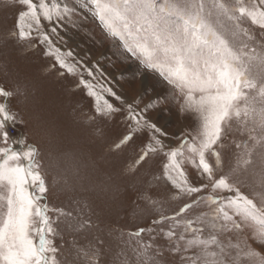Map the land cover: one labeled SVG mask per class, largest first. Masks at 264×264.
I'll return each mask as SVG.
<instances>
[{
    "label": "snow or ice",
    "instance_id": "1",
    "mask_svg": "<svg viewBox=\"0 0 264 264\" xmlns=\"http://www.w3.org/2000/svg\"><path fill=\"white\" fill-rule=\"evenodd\" d=\"M5 3L16 9L6 38L45 45L46 55L54 57L61 69L79 75V85L94 98L97 114H125L128 131L115 144L117 149L131 143L137 134L150 131L148 143L127 172L134 174L137 166L163 153L167 162L155 179L177 195L195 199L173 215H159L152 228L129 234L141 237L147 231V242H125L110 254L105 239L92 235L93 212L86 197L74 201L79 209L75 215L49 208V187L38 160L39 150L12 135L23 122L13 101L19 103L23 98L26 102L29 87L19 81L14 88L0 86V264H264V253L254 249L247 236L250 232L264 245V44L260 51L246 50L249 44L241 40V34L254 40L243 27L245 19L264 36V0H237L236 4L231 0H84L79 6L76 0ZM88 16L175 90L182 100V113L197 114L199 127L191 139L181 134L177 147L165 145L161 137L167 138V133L147 118L153 104L141 109L138 102H128L109 83L96 79L98 66H89L71 49L63 48L66 41L61 32L69 27L78 30ZM100 76L107 81L103 72ZM253 90L255 95L250 94ZM233 121L243 124L251 141L244 143L248 158L243 165L259 164V191L252 198L241 191L243 181L235 169L218 176L223 167L222 141ZM16 144H23V150H17ZM254 155L257 161L252 159ZM210 156L214 163L209 162ZM188 164L207 182L193 186L185 168ZM55 166L69 190L108 193L114 188L107 182L111 178H102L83 152L60 150ZM209 188L227 194L200 195ZM142 195L155 204L149 194ZM200 204L209 211L192 219L185 217ZM62 222L84 234L86 242H74L67 256L58 260L60 249L52 237L61 231Z\"/></svg>",
    "mask_w": 264,
    "mask_h": 264
},
{
    "label": "rangeland",
    "instance_id": "2",
    "mask_svg": "<svg viewBox=\"0 0 264 264\" xmlns=\"http://www.w3.org/2000/svg\"><path fill=\"white\" fill-rule=\"evenodd\" d=\"M83 2L84 0H76L77 6ZM231 2L236 4L237 0ZM15 11V7L0 0V86L14 88L19 81L29 87L26 102L23 98H20L19 103L13 101V107L19 108L23 122L16 125L17 132L12 135L39 150L38 160L44 166L49 187L46 197L49 208H62L73 211L75 215L79 209L74 201L86 197L93 212L92 235H100L105 239L110 245V254L118 251L117 246L125 242H147L150 239L147 231L141 237L129 234L139 228H152V221L159 215H173L185 203H191L195 196L177 195L176 190L155 179L160 176L162 166L167 162L163 153L153 155L148 163L137 166L134 174L127 172L134 164L137 154L148 143L150 131L137 134L131 143L117 149L115 144L128 131L125 114L121 112L112 117L97 114L94 98L88 96L87 90L79 85V75L69 74L61 69L54 57L46 55L45 45L6 38L4 33L12 27ZM243 27L254 38L249 40L241 34V40L249 44V49L246 50L255 48L260 51L264 36L259 27L246 19ZM61 35L65 36V50L71 49L77 59L89 66H98L95 75L101 83H109L128 102H138L141 109L150 103L154 105L147 110V118L167 133V138L161 137L165 145L177 147L181 134L189 135V139L196 134L199 127L197 114L182 113V100L177 98L175 90L156 72L144 68L123 48L118 38L107 34L98 20L88 16L78 30L69 27ZM101 72L106 75L107 81L100 76ZM83 75L86 79H91L86 72ZM250 94L255 95V90ZM113 103L120 106L117 101L113 100ZM246 141L251 143L243 124L233 121L231 131L222 141L223 167L218 176L230 174V169H235L243 181L241 191L252 198L254 191H259V164L254 155L252 159L256 163L247 167L243 165V159L248 158L244 148ZM238 143L241 144L240 149L236 148ZM15 147L23 150L24 145L16 144ZM67 149L83 152L99 170L102 178H111L107 182L114 186L113 190L108 193L69 190L55 166L58 152ZM209 162L214 163V157L210 156ZM185 168L193 186L207 182L206 179L199 178L197 170L190 164ZM241 169H244L242 175ZM144 193L149 194L155 204L145 200L142 195ZM226 194L209 188L200 195ZM208 211L209 208L204 204L195 205L185 217L192 219ZM50 214L55 217V213ZM247 236L248 243L264 253V245L256 241L250 232ZM52 239L60 249L58 260L67 256L74 242H86L84 234L66 228L63 222L61 231Z\"/></svg>",
    "mask_w": 264,
    "mask_h": 264
},
{
    "label": "built area",
    "instance_id": "3",
    "mask_svg": "<svg viewBox=\"0 0 264 264\" xmlns=\"http://www.w3.org/2000/svg\"><path fill=\"white\" fill-rule=\"evenodd\" d=\"M17 132V128L15 127L14 131H12V134Z\"/></svg>",
    "mask_w": 264,
    "mask_h": 264
}]
</instances>
